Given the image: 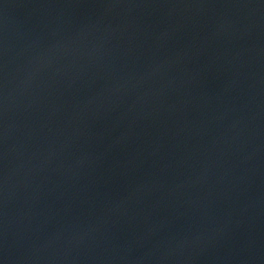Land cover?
I'll return each instance as SVG.
<instances>
[{
	"label": "water",
	"instance_id": "water-1",
	"mask_svg": "<svg viewBox=\"0 0 264 264\" xmlns=\"http://www.w3.org/2000/svg\"><path fill=\"white\" fill-rule=\"evenodd\" d=\"M0 264H264V0H0Z\"/></svg>",
	"mask_w": 264,
	"mask_h": 264
}]
</instances>
